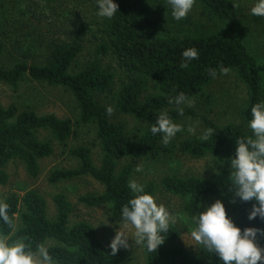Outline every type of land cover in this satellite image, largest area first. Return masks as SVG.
<instances>
[{
	"label": "trees",
	"instance_id": "1",
	"mask_svg": "<svg viewBox=\"0 0 264 264\" xmlns=\"http://www.w3.org/2000/svg\"><path fill=\"white\" fill-rule=\"evenodd\" d=\"M48 3L59 0H41ZM96 10L94 0H88ZM119 5L116 17L104 21L102 43L97 56L78 70L74 63L83 52L82 31L79 29L70 42L49 46V54L40 63L15 60L10 66L2 63L5 44L0 40V83L14 89L26 79L50 87L62 88L73 97L79 109L78 125L92 126L96 130L101 147V160L93 161L92 150L78 147L72 155L78 159L75 169H56L49 182L59 184L90 177L104 187L99 195H84L79 202L90 208L110 206L112 219L120 223V208L130 199L127 182L133 179L135 165L127 159L156 161L161 154V139L153 136L149 126L155 122L161 110H168L175 121L196 119L205 128H213L215 135L207 142L191 138L180 143L181 149L193 159L201 160L211 155L235 151L237 137L250 136L234 124L220 126L209 116L196 109L185 107L184 115L168 104L169 97L183 91L195 99L215 79L209 69L229 67L235 71L247 88L245 119H250L251 106L264 100V61L260 62L247 44L248 28L234 9L233 0H198L221 28L202 36L174 34L170 26V9L166 0H115ZM190 47L199 50V60L187 68H181V53ZM111 56L121 73V85L117 94L120 113L145 122L146 128L139 138H131L121 124L114 123L106 115L105 105L97 95L112 90L115 72L105 67L99 57ZM149 91H153L149 93ZM209 102V97L205 98ZM71 119H61L54 114L39 115L33 110H20L16 105L5 108L0 104V184L6 185V171L13 161H20L33 179L41 173V161L54 153L53 142L65 144L74 132ZM46 135V139L41 137ZM146 192L159 190L178 197L183 202V212L194 211L196 202L221 200L235 224L264 228L257 218L248 220L253 202H232L228 179L205 180L196 176H164L159 183L145 184ZM10 211L18 214L21 225L19 234L40 242L49 239L51 253L59 264H121L123 255L118 252L108 256L98 230L89 222L72 223L74 205L64 193L53 197L55 213L50 217L47 199L30 190L23 197L11 194L4 199ZM202 208L200 209V211ZM181 232L176 225L170 228L163 245L156 253L146 254V264H220L218 258L201 249L200 257L192 258L185 249L174 244ZM264 248V238L258 239Z\"/></svg>",
	"mask_w": 264,
	"mask_h": 264
},
{
	"label": "rangeland",
	"instance_id": "2",
	"mask_svg": "<svg viewBox=\"0 0 264 264\" xmlns=\"http://www.w3.org/2000/svg\"><path fill=\"white\" fill-rule=\"evenodd\" d=\"M237 2L240 15L248 28V47L253 55L263 62L264 18L249 14L254 0H237ZM95 11L88 0H59L51 3L41 0H0V40L4 42L6 48L2 63L8 67L15 60H24V56L28 58L25 60L28 63H40L49 54L51 44L72 41L75 33L80 29L83 52L74 63V69L78 70L98 57L97 47L103 41L104 34L100 32V29L104 28L105 20L98 18ZM169 17L174 34L202 36L221 28V23L215 21L199 2L185 20L177 22L171 18V15ZM99 58L105 67H111L116 74L112 90L97 95V99L106 107L112 106L115 109L110 117L112 122L121 124L131 138H139L146 128L145 122L120 113L117 107V94L122 78L117 63L111 56ZM152 92L149 91V93ZM206 97H209V102L205 101ZM194 100L195 105L192 108L209 116L220 126L234 124L251 135L245 127L247 120L244 116L248 100L247 88L235 71H231L227 76L217 77ZM0 104L5 108L14 104L21 111L30 109L39 115L54 114L58 118H68L75 123L74 132L65 144L53 142L54 153L41 161V173L37 179L29 176L20 161L11 162L6 169L9 181L6 185L0 184V198L5 199L11 194L23 197L27 191H37L47 199L50 217H52L55 213L53 197L58 193H64L74 205L72 223L86 221L92 224L98 230L107 255L112 256L109 244L120 223H116L112 215L108 216L111 207L90 208L78 200L84 195H99L103 193L104 187L90 177L56 185L49 182V177L54 170L75 169L79 166L78 159L71 153L75 148L81 146L90 148L93 161L97 165L100 164L101 147L96 130L92 126L77 124L79 109L73 97L62 88L50 87L26 79L17 89L0 83ZM196 121L199 120L187 119L176 122L184 124L187 128L189 123ZM203 129L204 125L200 121L196 135H189L185 131L178 133L168 146L161 144V154L156 161L129 158L122 165L131 161L135 167L138 164L142 166L144 171L142 173L135 171L133 175V179L141 184L151 181L159 183L164 176L168 175L196 176L205 180L228 179L230 171L227 163L223 166L217 164L215 169L207 165L218 163L217 160L226 161L234 156L235 151L197 160L181 149L182 141L197 138ZM45 137L46 135H43L41 138L45 140ZM155 195L170 212L178 215L175 225L179 228L181 236L174 245L185 249L192 258H199L201 249L190 236L194 225L184 215L182 200L160 190ZM215 201H208L205 205H211ZM129 243L132 244L131 241ZM119 252L123 255L121 264L147 263L146 253L139 248L130 247L127 250L121 249Z\"/></svg>",
	"mask_w": 264,
	"mask_h": 264
},
{
	"label": "clouds",
	"instance_id": "3",
	"mask_svg": "<svg viewBox=\"0 0 264 264\" xmlns=\"http://www.w3.org/2000/svg\"><path fill=\"white\" fill-rule=\"evenodd\" d=\"M94 3L95 15L101 20L111 21L119 12L115 0H94ZM197 3L198 0H166L171 18L177 22L185 20ZM232 6L234 9L239 8L237 0H233ZM249 14L264 18V0H254ZM181 56L180 67L187 68L192 61L199 60L200 53L197 48L190 47ZM230 72L229 67L221 66L219 73L216 69H209V76L215 79L218 74L227 76ZM167 102L175 105V111L180 116L184 115L185 107L192 108L195 105V100L183 91L175 97H169ZM114 111L112 106L105 109L108 117ZM250 117L245 127L251 135L235 139L234 156L226 161L217 160L218 163L207 167L215 169L217 164L223 166L227 163L232 202L235 203L237 199L244 203L253 202L248 220L251 222L259 218L264 222V100L251 106ZM199 124L200 121H196L185 128L184 124L173 119L168 110H161L155 122L149 126V131L153 136L160 137L163 146H168L178 133L187 131L189 135H196ZM215 134L213 128H205L197 138L207 142ZM135 171L142 173L144 169L138 164ZM146 187L134 179L127 182L131 198L119 210L120 226L109 244L113 256L121 249L130 247L139 248L146 254L156 253L164 244L170 228L177 223L178 215L170 212L156 195L146 192ZM111 215L109 211L108 216ZM184 215L194 225L190 232L192 240L198 248L217 257L220 264H264V248L258 244V239L264 238V228L241 229L228 215L221 200L211 205L196 202L194 211L190 214L185 212ZM20 232L18 214L11 212L10 204L0 198V264H59L50 251L49 239L36 242Z\"/></svg>",
	"mask_w": 264,
	"mask_h": 264
}]
</instances>
